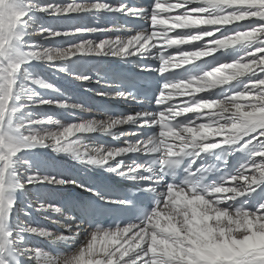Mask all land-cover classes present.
Returning <instances> with one entry per match:
<instances>
[{
    "label": "snow or ice",
    "instance_id": "obj_1",
    "mask_svg": "<svg viewBox=\"0 0 264 264\" xmlns=\"http://www.w3.org/2000/svg\"><path fill=\"white\" fill-rule=\"evenodd\" d=\"M101 10L143 17L148 26L124 36L119 27L42 19L85 12L95 15ZM241 12L252 14L239 18ZM228 13L238 18L230 23L200 24L209 27L187 26L179 19L227 17ZM254 17L262 19L239 23ZM161 18L170 22L163 23ZM261 28L264 4L152 0L150 7L138 9L129 7L127 0L115 5L108 0H0V264H10L5 253L12 251L15 264H28L34 257L39 264H59L60 256L30 245L27 234L77 243L73 237L78 238V225L71 208L39 199L17 204L16 193L27 192L28 185L78 183L46 171L33 153L39 147L71 153L82 163L103 166L132 182L131 189L122 194L97 193L129 215L126 223L108 228L90 223L85 229L86 239L77 246L91 264H264V241L255 238L264 234V63H259L264 50L256 51L264 49ZM253 30L260 35L244 48L242 56L230 52L248 41L233 47L208 43ZM200 33L208 35L199 38ZM93 34L103 38L89 39ZM205 38L210 39L205 42ZM207 48L215 51H201ZM85 55L114 56L125 62L135 59L137 68L154 74L150 84L155 86L141 97L127 88L113 90L93 69L97 83L105 86L99 95L133 100L141 105L139 110L101 112L66 94L37 70L46 65L65 72L70 58ZM185 56L191 57L190 62ZM205 57H212L211 62L201 59ZM236 61H257V65L226 82L202 88L200 81L207 79L206 74ZM181 70L183 75L177 76ZM69 74L82 82L93 80L83 69ZM174 90L187 93L177 95L183 102L168 98ZM54 109L72 115L61 120ZM249 111L253 114L248 115ZM125 126L130 127L125 130ZM201 127L226 134L204 138L199 135ZM93 132L114 140L123 138V146L95 145ZM237 152L246 157L238 166L230 162ZM32 207L47 213L49 219L57 216L53 222L63 224L68 234L27 219L13 225V210L27 218ZM97 241H101L99 248Z\"/></svg>",
    "mask_w": 264,
    "mask_h": 264
},
{
    "label": "bare ground",
    "instance_id": "obj_2",
    "mask_svg": "<svg viewBox=\"0 0 264 264\" xmlns=\"http://www.w3.org/2000/svg\"><path fill=\"white\" fill-rule=\"evenodd\" d=\"M62 2H69V0H62ZM111 4H119L121 0H108ZM214 2L224 3L229 6L236 3H250V4H264V0H214ZM127 4L129 7H135L141 9L140 5L132 4L130 0H127ZM143 18V17H142ZM42 19L45 22H53V23H78V24H85L92 27H119L121 34L127 36L131 34L132 31H139L140 28H136L133 25L129 24V22L133 19V16L118 12V11H99L98 14H91V13H81L78 16L76 14H72L71 16L65 17L63 19H59L57 17H48L42 16ZM183 22L184 25L187 26H194V27H209L206 23H230L231 19L229 17L224 16H208V17H192L186 16L179 18ZM260 17L248 18L245 21L239 22L244 24H250L256 21L261 20ZM161 22L169 23L170 21L164 20L161 18ZM232 27V25H229ZM176 31H180L177 29ZM171 35V33H170ZM204 35H208V33H200L198 34L199 38H202ZM217 38H219V34H215ZM260 33L256 30L251 32H237L234 36L225 37L222 40L217 41H209V44H215L217 47H233L237 43L248 41L242 46H238L235 48L234 51L230 52V55H237L242 56L244 54V48L251 46L254 44L257 38L259 37ZM89 39L98 40L96 34H93L88 37ZM210 38H205V42L208 41ZM174 47H182L184 50L188 51L191 50L188 46H174ZM264 49H256V51H261ZM202 52H212L215 51L214 48H207L206 50H201ZM250 53H245L248 55ZM175 55V53L173 54ZM214 55H219L216 53ZM210 58L212 57H205ZM219 58V57H218ZM186 61L191 60L190 56H185L184 58ZM177 62V61H176ZM230 62V61H228ZM259 63H264V57H261ZM257 65V61H245L241 63L240 61H236L232 64H224L220 66V69L215 70V74H206L207 79L200 81V84L203 87L214 86L219 83L226 82L229 78H235L237 75L243 74L245 72L251 71ZM66 71L65 72H55L52 69H49L46 65L45 66H37L38 71H42L52 82L55 83L57 87L62 89L66 94L86 101L90 107H93L101 112L106 111L104 108L105 104H117L123 107V113H128L131 110H139L136 106V103L129 99H119V98H112L108 96L99 95L101 91L105 90V86L97 83L95 79V71L93 69L100 72V75L104 78L105 75L103 74L104 68H109L111 71H118L119 69L122 72H125L129 76H151V73H145L141 69L136 67L135 59L133 62H125L119 58L114 56H96V55H85L82 57H72L70 58L66 64ZM83 69L85 75H89L93 77L91 83L89 82H82L75 78L74 75H70L69 72L75 69ZM108 83L113 85V90H123L121 85L116 82L115 76L112 74L111 78H106ZM187 94L184 91L176 92L175 90L168 94L169 99L173 98H182L177 97V95H185ZM198 94V93H197ZM184 99V98H183ZM183 99L180 102H183ZM242 107H246V103L244 98H241ZM242 110V109H241ZM56 111L57 117L61 120L68 119L72 114L63 110V109H54ZM259 111V110H257ZM253 113L249 111L248 115H252ZM130 126H125V130H128ZM135 130V129H132ZM195 134V133H194ZM226 133L215 131L213 128L208 127H201L199 131V135H202L204 138H211L215 135H225ZM91 135V141L95 145L100 144H109L107 143L103 137H111L107 134L93 132ZM120 143L119 146H123V138L117 140V144ZM116 146V145H114ZM35 157L41 162L42 167L48 171L50 174H61L66 178L76 179L78 183L75 184H64V185H57V184H48L46 182H42L35 185H28L27 192L21 193L17 192V204L18 206H23L26 202L35 200H47L52 203H56L58 206L65 207L64 204L66 202H70L72 199L76 198V192L80 189H87L86 187H82L80 182L85 184L89 183L90 180L95 176L96 170H103L109 173H112L117 178H122L113 172L107 170V168L103 166L97 165H88L86 163H82L80 160L74 158L71 153L63 152V151H55L50 147H39L33 150ZM236 155L242 157L244 160L245 154L241 152H237ZM124 179V178H122ZM74 218V224L78 225L77 232L78 238L73 237V239L77 240V243L81 241V245L85 241V229L84 223L78 220V218L71 214ZM44 218L49 219L48 214L44 212L37 211L35 207L29 209V216L25 218L20 212L13 210V225L23 222L27 219L28 223L33 225H41L51 231L54 232H61L65 233L66 235L67 230L64 228L63 224L61 223H54L53 220L58 219L57 216L53 215L49 221H45ZM249 227L251 224L246 221ZM255 238L257 241H264V234H255ZM247 239V238H246ZM27 240L29 241L30 245L35 246L38 250H43L44 252L48 253L49 255L54 256H62L70 253L77 247V243H72L70 241H49L44 237L37 236L35 234H27ZM101 241H97L95 247L99 248ZM59 246L60 251L55 253L52 250V247ZM5 258L10 261V264H15L16 256L15 252H6ZM99 258V257H98ZM28 264H39V258L34 257L31 258ZM81 264H91V260L86 258V254L84 253L82 256Z\"/></svg>",
    "mask_w": 264,
    "mask_h": 264
},
{
    "label": "clouds",
    "instance_id": "obj_3",
    "mask_svg": "<svg viewBox=\"0 0 264 264\" xmlns=\"http://www.w3.org/2000/svg\"><path fill=\"white\" fill-rule=\"evenodd\" d=\"M252 13H239V18H243L245 15H251ZM227 16L229 19L233 20L238 18L236 13H228ZM260 31H264V28H261ZM61 235V234H58ZM84 250L82 247L77 246L73 251L66 255L59 257V264H81L82 256Z\"/></svg>",
    "mask_w": 264,
    "mask_h": 264
},
{
    "label": "rangeland",
    "instance_id": "obj_4",
    "mask_svg": "<svg viewBox=\"0 0 264 264\" xmlns=\"http://www.w3.org/2000/svg\"><path fill=\"white\" fill-rule=\"evenodd\" d=\"M44 220H45V221H49V219H47V218H44Z\"/></svg>",
    "mask_w": 264,
    "mask_h": 264
}]
</instances>
